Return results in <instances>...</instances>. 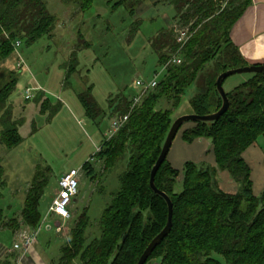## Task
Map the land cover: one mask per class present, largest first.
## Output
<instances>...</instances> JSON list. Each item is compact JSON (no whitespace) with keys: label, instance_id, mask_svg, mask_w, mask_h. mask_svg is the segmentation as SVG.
<instances>
[{"label":"trees","instance_id":"1","mask_svg":"<svg viewBox=\"0 0 264 264\" xmlns=\"http://www.w3.org/2000/svg\"><path fill=\"white\" fill-rule=\"evenodd\" d=\"M143 1L118 0L113 7L116 10L124 6L134 16ZM168 1L178 14L180 26L192 25L193 35L182 49L183 61L168 66L157 87L143 98L116 136L105 140L97 152L98 159L107 163L130 154L127 170L120 177L121 187L101 217L103 235L87 241L90 215L87 209L84 210L68 243L61 248L57 264H74L75 261L77 264L138 263L168 220L167 202L151 189L150 177L173 124V115L171 109L157 110V104L162 98H171L173 109H178L187 90L196 87L190 99L192 114L217 112L223 103L217 90V78L227 70L247 65L231 39V31L252 0ZM76 2L81 12H86L95 0ZM142 23V19L135 18L127 42H131ZM54 25L55 16L44 0H0V53H13L16 41L35 44L51 35ZM175 35L174 28H162L150 40L160 66L165 65L180 46ZM70 60L67 83L77 70L76 51ZM19 81L17 78L0 89L3 126L0 136L1 142L9 148L22 141L8 103ZM44 96L39 92L37 100L44 109L52 107L56 113L59 105L54 106ZM227 96L230 108L218 120H192L196 125L184 132L188 142L198 137L211 139L217 167H202L188 161L180 172L166 157L156 173L157 188L173 201V226L145 264H221L214 254L222 256L228 264H264V188L260 195L254 193L252 170L243 156L264 136V72L253 74L249 80L227 92ZM78 97L90 118L101 117L102 110L93 97V86ZM117 99L119 102L110 106V118L123 116L124 110L132 104V99L126 96ZM82 168L89 176L93 175L90 161ZM219 170L227 171L236 180L240 186L237 193L220 189L217 183ZM180 175H183L181 180L178 179ZM46 182L37 174L25 199L22 219L31 228L38 227L42 220L39 206ZM178 185L181 189L177 192ZM3 216L4 211L0 208V223ZM12 226L17 227L18 223L13 222Z\"/></svg>","mask_w":264,"mask_h":264},{"label":"rangeland","instance_id":"2","mask_svg":"<svg viewBox=\"0 0 264 264\" xmlns=\"http://www.w3.org/2000/svg\"><path fill=\"white\" fill-rule=\"evenodd\" d=\"M44 1L55 16L51 35L43 37L33 45L23 42L11 54L0 53V89L20 78L8 103L12 107L13 121L22 137L18 145L9 148L1 142L0 136V208L4 211L0 223V242L5 249H12L17 233L29 227L23 222L22 210L37 174L47 181L39 206V211L44 216L59 191L61 175L81 169L79 193L69 208L72 219L65 224L60 234L56 231V221L63 220L50 218L46 224L49 223L51 230H47L44 225L38 235L37 241L47 249L46 253L57 264L61 247L68 243L71 231L84 210L87 209L90 215L86 231L87 241L91 242L103 235L101 217L119 191L120 177L127 170L129 153L111 163L97 157L104 141L112 140L116 136L114 134L109 137L114 118L108 115L110 106L119 102V96L133 99L135 93L139 92L136 86L138 79L149 81L156 73H160L158 81H161L165 71L159 65L158 55L150 45L153 31L159 30L156 28V21L143 20L131 42H127L134 27L136 13L131 16L124 6L115 10L113 4L117 0H95L93 7L86 12H81L76 0ZM150 3L153 4L154 1L145 0L140 6ZM156 8L159 15L165 12L172 15L175 12L168 0L160 1ZM110 23L112 26H109ZM191 26L190 24L188 27L192 33ZM85 40L90 42L89 48H83ZM79 47L82 48L78 51L77 70L67 84V68L71 61L69 57ZM19 54L22 58L18 57ZM21 59L25 65L19 67L18 62ZM253 74L255 73L231 75L224 80L223 87L225 89V82L228 84L249 78ZM88 85L93 86V97L102 110L101 117L96 120L85 113L78 97V93ZM39 86L45 91L44 98H48L54 106L59 105L56 113L52 107L44 109L37 100ZM26 87L32 93V97L27 100ZM225 91L227 92L226 89ZM195 92L196 87L188 89L178 109H173V99L162 98L157 104V110L171 109L174 122L178 117L193 112L190 99ZM148 94L149 92L145 96ZM131 106L124 110L123 115L131 117L139 108ZM195 125L193 121L182 125L167 156L168 162L180 172L188 161L202 167L217 165L211 139L198 137L191 142L184 139V132ZM1 130L3 126L0 117V135ZM258 142L264 154V136ZM88 161L94 168L91 176L82 168ZM252 165L253 190L256 195H260L264 188V155L263 159L258 157L256 161L252 160ZM225 176L230 177L233 183L223 181ZM182 177L180 175L178 179L181 180ZM217 183L221 190L230 194L237 193L240 188L236 180L223 170L217 172ZM180 189L178 185L176 191ZM15 221L18 223L17 227L12 226ZM213 256L221 264H228L222 256ZM6 261L12 262L11 257ZM74 264H77L76 261Z\"/></svg>","mask_w":264,"mask_h":264},{"label":"crops","instance_id":"3","mask_svg":"<svg viewBox=\"0 0 264 264\" xmlns=\"http://www.w3.org/2000/svg\"><path fill=\"white\" fill-rule=\"evenodd\" d=\"M110 1L114 2L113 0H110ZM153 1H154L153 4L152 3L143 4L142 6L138 7L136 9L135 18H139L147 22L156 21L155 25H156V28L159 30H161L162 28L164 29L174 28L175 29L180 26V23L178 21V14L175 9H174L175 12L172 15H169L166 12L164 14L162 13L161 15L158 14V11L156 10L157 4L160 1L165 2L166 0H153ZM166 5L168 6V4ZM109 26H112V23H110ZM159 30L153 31V36L158 34ZM231 39L234 42V44L239 48L247 65L264 64V0H252L251 5L247 8L243 16L234 25L231 31ZM85 42L86 44L85 46H83V48H89L90 42H87L86 40ZM80 48L82 47L75 49L77 50L76 51L77 58H78V51ZM72 54L73 52H71L69 60ZM251 77L242 78L238 81L237 80L232 81V82H229L228 84L227 82H225L224 83L225 89L227 90V92H230L237 86L249 80ZM236 82H239V83H236ZM88 87L89 85L87 87L85 86L86 89ZM85 88L83 89L86 90ZM38 90L39 92H42L45 94V91L43 90L41 86H39ZM83 91H80L78 95ZM263 155H264L263 149L260 147V143L258 142V140L250 148H248V150L244 153V157L252 169V177L254 175L252 160L256 161L258 157L263 159ZM230 179H231L230 177L225 176L223 181L231 184L233 183V181ZM230 187L232 188V186ZM232 189L236 190V188H232ZM46 214L44 216L42 215V220L40 224H42V221L45 218ZM58 223L60 224L62 222L56 221V225ZM46 229L51 230V226L49 225V223L46 225ZM15 237L17 238V236ZM46 251L47 249L45 250L41 246L39 241H37V243L32 247L31 251L25 256L23 264H55L54 260L50 259ZM20 255H21V251L13 250V248L5 249V247H3V245H1V242H0V262H1L0 264H4V263L5 264H16ZM8 257H11L12 262L6 261Z\"/></svg>","mask_w":264,"mask_h":264},{"label":"built area","instance_id":"4","mask_svg":"<svg viewBox=\"0 0 264 264\" xmlns=\"http://www.w3.org/2000/svg\"><path fill=\"white\" fill-rule=\"evenodd\" d=\"M175 38L177 43L180 44L178 50L176 52L171 54V57L169 61L162 66L163 70L165 71L169 65L174 64L178 65L182 63V49L189 41L190 37L192 36V33L190 31V28L188 26H179L175 28ZM21 46V41H16L15 48ZM18 57L22 58L19 54ZM22 65H25V62L23 59H21L18 62V66L22 67ZM160 73H156V75L151 78L149 81H146L144 79H138L136 81V86L139 89V92L133 97L132 99V108L138 106L141 101L143 100V96L146 95V93H150L153 91L157 85H158V78ZM32 97V93L29 88H25V99H30ZM129 116L123 115L114 117L112 119V128L110 131L109 137L116 134L121 127L127 122ZM108 137V138H109ZM107 138V139H108ZM80 172L81 169L78 170H72L70 172H66L61 175L59 179V191L52 202L51 206L49 207L47 214L45 218L42 221V224H40L36 228L27 227L22 230H20L17 233L16 241L13 245V250H19L21 251V255L18 258L17 264H23L25 256L31 251L32 247L37 243L38 235L40 231L42 230L44 225H47L46 223L50 220V218L58 217L63 220L62 223H58L56 226V230L59 233H62L64 230L65 224L72 219L73 215L70 211L71 205L76 201V198L79 193V181H80Z\"/></svg>","mask_w":264,"mask_h":264},{"label":"water","instance_id":"5","mask_svg":"<svg viewBox=\"0 0 264 264\" xmlns=\"http://www.w3.org/2000/svg\"><path fill=\"white\" fill-rule=\"evenodd\" d=\"M259 72H264V65H246L244 67L227 70L221 73L219 77L217 78V90L223 100L221 108L217 112L206 114V115L192 114V113L185 114V115L178 117L173 122L169 130V133L167 135V138L164 142L159 158L157 159L156 164L152 168L151 177H150L151 189L157 194L161 195L167 202V205H168L167 224L163 228V230L156 237L153 238V240L150 242V244L147 246V248L141 255L137 264L146 263L149 256L152 254L155 248L162 242V240L170 233L172 226H173V208H174L173 201L165 192L157 188L155 184V176H156L157 171L161 167L162 163L165 161L178 131L180 130L182 125L188 121L195 120V121H203V122H212V121L218 120L230 108V101L227 96V92L225 91L223 87V82L227 77L231 75L239 74V73H259Z\"/></svg>","mask_w":264,"mask_h":264}]
</instances>
